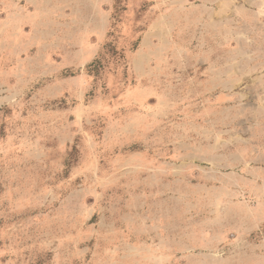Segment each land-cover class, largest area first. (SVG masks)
Here are the masks:
<instances>
[{
  "label": "rangeland",
  "instance_id": "1",
  "mask_svg": "<svg viewBox=\"0 0 264 264\" xmlns=\"http://www.w3.org/2000/svg\"><path fill=\"white\" fill-rule=\"evenodd\" d=\"M0 264H264V0H0Z\"/></svg>",
  "mask_w": 264,
  "mask_h": 264
},
{
  "label": "bare ground",
  "instance_id": "2",
  "mask_svg": "<svg viewBox=\"0 0 264 264\" xmlns=\"http://www.w3.org/2000/svg\"><path fill=\"white\" fill-rule=\"evenodd\" d=\"M231 65H233V63H232ZM238 65H239V64H238ZM251 68H252V67H251ZM253 70H254V69H253ZM231 72H234V71H231ZM227 79H228V78H227ZM230 79H231V78H230ZM226 81H227V80H226ZM226 81H225V82H226ZM229 82H230L229 84H232V83H233V82H231V81H229ZM232 85H233V84H232ZM228 86H229V85H228ZM228 86H227V87H228ZM200 167H201V166H200ZM210 167H211V166H210ZM211 168H212V167H211ZM206 170H208V169L206 168ZM220 170H221V169H220ZM223 171H224V170H223ZM223 176H224V174H223ZM212 179H213V178H212ZM234 183H235V182H234ZM236 184H237V183H236Z\"/></svg>",
  "mask_w": 264,
  "mask_h": 264
},
{
  "label": "trees",
  "instance_id": "3",
  "mask_svg": "<svg viewBox=\"0 0 264 264\" xmlns=\"http://www.w3.org/2000/svg\"><path fill=\"white\" fill-rule=\"evenodd\" d=\"M115 1H119V0H115ZM141 6H143V5H141ZM141 6H140V8H142Z\"/></svg>",
  "mask_w": 264,
  "mask_h": 264
}]
</instances>
